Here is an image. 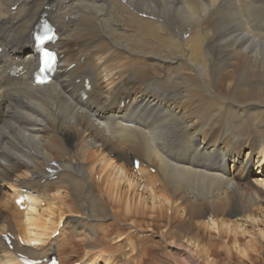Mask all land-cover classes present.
<instances>
[{
    "label": "bare ground",
    "instance_id": "6f19581e",
    "mask_svg": "<svg viewBox=\"0 0 264 264\" xmlns=\"http://www.w3.org/2000/svg\"><path fill=\"white\" fill-rule=\"evenodd\" d=\"M45 16L61 59L53 82L36 86L32 33ZM161 34L173 39L147 42ZM0 48V264H21L17 254L156 264L160 249L179 264H216L193 227L264 264V0H0ZM148 214L143 226L119 221ZM95 220L124 227L114 236H134L140 260L111 239L102 248ZM6 232L25 245L10 252Z\"/></svg>",
    "mask_w": 264,
    "mask_h": 264
},
{
    "label": "rangeland",
    "instance_id": "374dc122",
    "mask_svg": "<svg viewBox=\"0 0 264 264\" xmlns=\"http://www.w3.org/2000/svg\"><path fill=\"white\" fill-rule=\"evenodd\" d=\"M131 30H133V28L131 29ZM167 37V38H166ZM172 40L173 39V37H170V35H168V34H161V35H159L157 38H152V39H150V40H148L147 42L148 43H151V42H158V43H162V44H164L167 40ZM168 40V41H169ZM264 98H263V100H262V102H261V104H260V108L259 109H261V110H264ZM258 112H256L252 117H251V119H253V118H255L256 117V114H257ZM261 130H262V128H261ZM262 132V131H261ZM263 133V135H264V132H262ZM264 138V137H263ZM264 142V141H263ZM123 155V153L120 155V157ZM87 162H88V159H87ZM64 164H68V162L66 161V162H64ZM256 167V164H252V168L254 169ZM154 176V175H153ZM13 177V176H12ZM96 179H98V176H96ZM159 184V183H158ZM99 186H100V184H98ZM89 186H91L92 187V190H94L95 189V187L93 186V185H89ZM103 187V185L102 186H100V188H101V190H104V191H106V192H108L107 191V189H104V188H102ZM157 187H159V186H157ZM7 192H8V190H7ZM105 192V195L107 194ZM116 195V194H115ZM106 202H108V200L106 201ZM134 205H135V202H132L131 200H129V206H130V208L131 209H134ZM109 207L110 208H112L113 210H122V211H124V208H120L119 206H117V205H113V204H109ZM255 212V214L254 215H258V217H259V211L258 210H255L254 211ZM115 213V212H114ZM225 216V217H224ZM218 217H220V219H222V218H224V219H226L227 221H230V220H232V221H234L235 219H237V218H234V217H231V216H229V214H227V213H224V214H219L218 215ZM227 217V218H226ZM230 217V218H229ZM152 219H154V218H150V215L148 214L146 217H141V216H138L137 218H135V217H133V218H128V219H126L124 216H122V215H120V220L119 221H121V222H124V223H126V224H128L129 222H135L136 223V226H140V225H147V224H149L150 222H152ZM223 220V219H222ZM109 222V223H108ZM108 222H106V221H102V222H99V221H96L95 220V222H94V229L96 230V233H97V236H99L100 234H103L102 236H100L99 237V240H101V239H104V238H107L108 240H106V241H104V242H102V244H104V245H101L102 246V248H104L106 245H107V243L109 242V240L111 239V240H113V241H115V245H114V247H118V246H122V247H124L125 249H129V250H131V249H134L135 247H136V249L138 248V246H141V244L140 243H138V246L135 244V242L134 241H136V238H134V236L133 237H131L134 241H127V240H123V241H117V239L115 238V236H114V232H113V229H114V227H118V225H113L112 224V221L110 220V221H108ZM260 226L259 227H256L255 229H264V219H263V221H262V219L260 220ZM180 226H181V222H180V218L179 217H177L176 216V219L173 221V223H172V227H173V229L175 230V231H178L179 230V228H180ZM113 227V228H112ZM118 228H121V229H123L124 227H122V226H120V227H118ZM253 227L252 228H249V229H247L248 230V232H249V235H246V236H243V237H240L239 238V243H238V245H240V246H242L243 248H245L244 247V245L245 244H247V243H249L250 242V240H251V236L253 235V234H255V230ZM192 233L193 234H196L197 236H198V239H199V241H200V244L202 245V246H204L205 248H211L212 249V251L215 253V255H211L212 257L211 258H213L214 259V261H215V263L216 264H249L248 263V261L245 259V258H243L242 256H239V255H237L236 256V251H235V248H234V246H233V244L232 243H229L227 246H228V249H229V251L230 252H233L232 254H235L234 256H229L228 255V251H227V248H226V245L224 244V241L226 240V239H220V238H218L217 236H216V234L215 233H213V232H209V231H206V230H204V229H200V228H197V227H193V229H192ZM126 234H128L127 232L125 233V235ZM151 235H152V233H146V234H144V232H142V237H144V238H150L151 237ZM137 237V236H136ZM153 240H157V241H159V238L157 239V238H155V239H153ZM137 243V242H136ZM257 244L259 243V242H256ZM110 248H112L111 246H110ZM143 247H139L136 251H137V253H139V254H135L134 256H137V258H134L133 259V257L132 256H129L128 254L130 253V252H128L127 253V256L132 260V261H134V263H136V262H138L140 259V257H142L143 256V253H144V249H142ZM80 250H82V248L80 249ZM153 250V249H152ZM154 251V250H153ZM141 252H143V253H141ZM159 252L160 253H157V256L156 255H154L153 256V258H151V259H153V260H155L154 262L156 263V264H169V263H171V264H179V263H177V262H179V261H181L180 259H178L177 257H174V259H176V260H174V259H172V258H165V254H163L162 252H165V250L164 249H160L159 250ZM248 252V251H247ZM142 254V256H141V254ZM153 253H155V251L153 252ZM155 253V254H156ZM113 255V254H112ZM133 255V254H132ZM230 255H231V253H230ZM159 256V257H158ZM115 257H116V260H117V262H119V264H125V262H124V260L123 259H121V258H119V257H117L116 255H115ZM155 257H157L156 259H154ZM256 257V256H255ZM124 259H125V257H124ZM145 259H147V258H145ZM130 260V261H131ZM172 260V261H171ZM146 261V260H145ZM148 261H150V260H147V262ZM146 262V263H147ZM176 262V263H175ZM133 264V263H132Z\"/></svg>",
    "mask_w": 264,
    "mask_h": 264
}]
</instances>
